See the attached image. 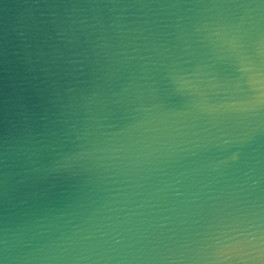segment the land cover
<instances>
[{"label": "water", "instance_id": "water-1", "mask_svg": "<svg viewBox=\"0 0 264 264\" xmlns=\"http://www.w3.org/2000/svg\"><path fill=\"white\" fill-rule=\"evenodd\" d=\"M0 264H264V0H0Z\"/></svg>", "mask_w": 264, "mask_h": 264}]
</instances>
